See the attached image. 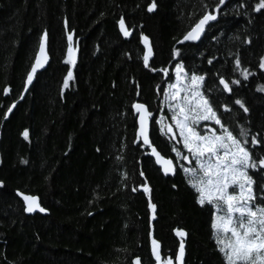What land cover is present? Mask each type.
<instances>
[{
	"label": "trees",
	"instance_id": "16d2710c",
	"mask_svg": "<svg viewBox=\"0 0 264 264\" xmlns=\"http://www.w3.org/2000/svg\"><path fill=\"white\" fill-rule=\"evenodd\" d=\"M152 2L0 0V264H132L137 257L141 264H154L152 239L160 245L161 260L172 257L175 264L177 228L187 234L184 264H224L211 236L210 206L196 203L178 166L174 177H163L149 149L138 147L131 105L144 103L156 119L167 120L157 89L166 86L167 77L150 68L173 73L171 50L177 47L185 70L205 75L203 90H213V103L222 98L233 110L216 105L222 122L234 134L242 124L264 136V92L257 91L264 86L258 67L264 9L252 10L258 0H226L202 38L181 45L177 41L218 0H155L149 13ZM121 18L130 30L127 37L119 29ZM68 32L74 65L64 63ZM44 33L49 64L4 121L22 94ZM141 34L153 50L149 68L143 66ZM236 56L252 75L232 85V93H220V76L241 79L233 71ZM69 67L73 78L63 88ZM236 98L243 99L247 114L233 103ZM25 129L27 140L21 135ZM149 137L176 164L171 148L182 145L162 135L151 118ZM253 154H264V148L256 146ZM250 174L254 188L264 183V174ZM17 191L38 197L46 215H26ZM256 195L257 204L264 203V194L257 189Z\"/></svg>",
	"mask_w": 264,
	"mask_h": 264
},
{
	"label": "snow or ice",
	"instance_id": "6c2138e0",
	"mask_svg": "<svg viewBox=\"0 0 264 264\" xmlns=\"http://www.w3.org/2000/svg\"><path fill=\"white\" fill-rule=\"evenodd\" d=\"M226 0H218L212 12L205 11L198 21L190 28L183 37L177 41L183 45L185 41H198L205 31V25L209 21H216V11ZM246 5L241 4V7ZM157 7L155 0L148 4L147 11L153 12ZM264 9V0H258L254 4L253 11L261 12ZM264 14V13H262ZM251 21L249 20V23ZM67 26V22H65ZM121 33L127 37L130 30L125 28V21L121 18L118 21ZM47 33H44L39 40L38 51L35 54L34 62L26 74L23 87L28 88L33 81L34 74L38 69L43 68L48 60L46 53ZM141 42L144 45L143 66L149 68V59L153 50L149 45V38L141 34ZM239 39V37H236ZM249 43L247 39L244 41ZM171 58L175 61L174 72L170 74L168 68L157 69L151 67L153 72H162L167 77L166 86H157L162 91L163 99L159 101V107L167 108V115L156 119L144 103H132L131 108L138 114L136 123L139 127L136 131V140H142L144 145L151 150V157H155L156 164L162 166L165 175L175 174L177 166L184 173L186 183L195 192V201L201 206L211 208V236L216 245V250L221 254L224 264H264V203L257 204V189L264 194V183L257 188L256 180L251 172L264 174V154L254 155L253 149L256 146L264 148V136L259 133L253 135L248 127L238 124V132L234 134L230 126L222 122V115L218 114L217 104L224 108L225 112L233 111L227 104L222 103V98L213 103V97L203 90L205 75L185 70L181 49L173 47ZM76 62V49L73 46V34L67 33V54L64 63L74 65ZM209 64L212 60L208 61ZM259 69L264 71V56L259 60ZM234 72H238L241 79L227 81L220 76L218 89L220 93H232V85H240L242 80L247 81L252 75L247 68L242 67L238 56L234 60ZM174 77V78H173ZM73 78L72 68L67 69V75L63 78V88L69 86ZM62 88V91H63ZM9 91L7 87L3 89ZM257 91L264 92V86H258ZM233 103L243 110L244 114L249 112L242 98H236ZM12 108L8 109L11 112ZM239 115L233 113V119ZM7 116V113H5ZM159 125L162 135L167 136L169 141L175 140L182 149L173 145L171 151L175 153L176 164L172 159H165L149 137V121ZM204 122V123H202ZM178 133V135H177ZM25 140L29 138L28 130L21 134ZM121 159V157H117ZM23 162V161H22ZM144 175L143 172L140 173ZM2 183V182H0ZM145 193L149 191L146 184L142 185ZM175 187V185H173ZM135 190V189H133ZM17 195H22L17 191ZM24 211L32 213L36 210L43 213L46 209L40 207L37 197L34 195H22ZM260 199L264 201V195ZM149 209H155V205L148 204ZM91 214V213H89ZM176 237L180 239L179 248L174 256L175 264H183L185 252L184 238L186 231L174 229ZM151 235V234H150ZM152 256L155 264H173V258L161 260L159 243L152 239ZM132 264H141L137 257Z\"/></svg>",
	"mask_w": 264,
	"mask_h": 264
},
{
	"label": "water",
	"instance_id": "95a60500",
	"mask_svg": "<svg viewBox=\"0 0 264 264\" xmlns=\"http://www.w3.org/2000/svg\"><path fill=\"white\" fill-rule=\"evenodd\" d=\"M211 22H212V21H209V23H208L207 25H205V30H206V28L208 27V25H209ZM204 33H205V31L201 34V38H202V36L204 35ZM201 38H200V39H201ZM198 41H199V40H198ZM190 42H192V41H185L184 44H186V43H190ZM195 42H197V41H195ZM37 51H38V49H37ZM46 53H47V43H46ZM47 56H48V53H47ZM34 59H35V58H34ZM33 62H34V61H33ZM48 64H49V56H48V60H47V62L45 63L44 67L38 69L37 73L34 74L33 81L29 84L28 88L25 89V88L23 87V91H22V94H21L20 98L18 99L17 102H15V103L11 106L12 111H13V109L15 108L16 104H17L18 102H20V101L23 100V98H24L25 95L27 94L28 90L30 89L31 85L33 84L36 75H37L38 73H41L42 71H44V70L47 68ZM25 79H26V78H25ZM12 111H11V112H8V111L6 112V113H7V116H5L4 121H7V120H8V118H9L10 114L12 113ZM133 113H134V115L136 116V119H137L138 114L135 113L134 110H133ZM136 125H137V129H138V127H139L138 123H136ZM137 129H136V131H137ZM149 133H150V121H149ZM140 141H141V143H143L142 140H140ZM144 147L147 148L146 145H144ZM148 155H149V156L151 155V150H150V149H149ZM151 158L154 160L155 165L159 168L160 173L162 174L163 177H174V176H175L176 173H175V174H171V173H170V174H168V175H165V174L163 173V171H162V166H161L160 164H156V162H155V157H151ZM164 158H165V159H169V158H166V157H164ZM21 194H22V195H27V194H23V193H21ZM22 195H17V192H16V196L19 198V200H20L21 203L23 204V208H24L25 205H24V201H23V199H22ZM37 202H38V204L40 205L38 197H37ZM40 207H41V206H40ZM24 213H25L26 215H33V214L46 215L47 212H43V213H41V212H39L38 210H36V211H34V212H32V213H27V212H25V211H24ZM154 264H155V258H154ZM183 264H184V256H183Z\"/></svg>",
	"mask_w": 264,
	"mask_h": 264
},
{
	"label": "rangeland",
	"instance_id": "374dc122",
	"mask_svg": "<svg viewBox=\"0 0 264 264\" xmlns=\"http://www.w3.org/2000/svg\"><path fill=\"white\" fill-rule=\"evenodd\" d=\"M165 109H166V111H167V108L165 107ZM161 116V115H160ZM159 116V117H160ZM159 117H157V119H159ZM167 120L170 122V117L168 116V118H167ZM203 123V122H202ZM177 135H178V133H177Z\"/></svg>",
	"mask_w": 264,
	"mask_h": 264
}]
</instances>
